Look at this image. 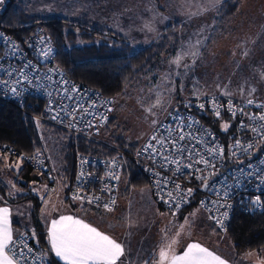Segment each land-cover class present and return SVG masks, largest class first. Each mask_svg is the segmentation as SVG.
I'll use <instances>...</instances> for the list:
<instances>
[{
    "label": "built area",
    "instance_id": "1",
    "mask_svg": "<svg viewBox=\"0 0 264 264\" xmlns=\"http://www.w3.org/2000/svg\"><path fill=\"white\" fill-rule=\"evenodd\" d=\"M49 49L50 54L43 57L41 51ZM56 53L55 42L39 26L20 38L0 28V80L9 81L7 86L0 84V100L17 105L36 126L48 125L74 137L98 140L99 132L113 109L112 99L95 87L71 79L57 62ZM29 62L31 65L24 67ZM33 68L38 71L34 72ZM5 71H10L13 75H5ZM21 71L33 78L30 84L26 81L16 83L21 79ZM46 75L52 79H45ZM64 81L67 83L62 84ZM74 86L78 89L77 92H71ZM12 87H16L18 91L13 93ZM61 88L69 89L73 99L69 100ZM248 100L221 95L184 98L173 102L146 140L133 149L110 145L112 154L108 155L76 151L72 181L66 190L67 199L86 206L111 207L122 173L128 162L134 161L145 171L151 194L163 209L178 213L194 201L207 212L215 229L226 230L236 211H257L264 205V139L250 130L254 122L249 119L250 115L264 113V109L257 107L264 105V99H251L254 102L252 105H248ZM77 103L84 105L88 111L86 113L81 109L74 114L76 118L72 119L68 113ZM62 108L65 110L62 111ZM177 114L184 118L185 124L195 121L192 128L186 131L190 130L202 139L203 142L196 144V147L205 158L215 164L214 173L203 164L189 169L184 166L186 162L179 165V170L177 165L169 164L165 171L159 158L152 156L151 150L143 151L150 137L154 133L159 135V124L174 126L175 121L171 116ZM210 120L217 121L219 128H211ZM241 122L245 127H241ZM225 125L228 126L227 129ZM237 140L240 141L239 146L236 145ZM217 146L223 148V155L209 156L208 149ZM0 153L17 155L28 166L41 170L49 181L56 182L55 174L42 149L23 154L18 153L11 145L0 143ZM196 168L202 171L197 172ZM201 175L209 177L208 187H205L203 179L197 178ZM162 178L168 181L166 185ZM176 184L180 185V189L175 187ZM189 188L193 189L191 194L187 193ZM224 193L227 195H223ZM74 196L84 199H74ZM257 197L259 203L255 202ZM89 199L93 202L89 203ZM14 238L17 239V248H23L27 257L21 264H49L40 258L39 249L26 231H19ZM25 244L27 248H24ZM28 248L32 251L28 252Z\"/></svg>",
    "mask_w": 264,
    "mask_h": 264
},
{
    "label": "rangeland",
    "instance_id": "2",
    "mask_svg": "<svg viewBox=\"0 0 264 264\" xmlns=\"http://www.w3.org/2000/svg\"><path fill=\"white\" fill-rule=\"evenodd\" d=\"M7 1L0 0V12ZM21 1L29 15L55 14L73 20L84 14L92 19L91 4L95 3L94 0ZM223 1L160 0L159 4L164 5L160 8L166 7L169 11V21L165 25L179 24L177 39L172 40L170 48L157 59L155 66L142 74L137 83L115 101L120 105L116 111L117 120L128 126V142H144L156 126L152 121L159 122L178 99L203 95L240 100L264 99V0H241L235 15L215 32L214 18ZM144 23L145 28L152 25L150 20ZM137 31L131 34L135 36ZM152 34L149 33L146 39L144 33L137 34L141 42L145 40L144 43L128 40L131 50L137 51L148 44L145 42L152 38ZM125 37L131 38L129 34ZM191 52H196V55H184ZM178 56L182 57L179 66L174 62ZM158 98L161 106L153 108ZM149 108L155 115L148 111ZM37 132L51 169L61 178L68 135L42 125H37ZM21 166L18 159L10 161L3 169L1 181L10 196L31 193L33 197L28 199V205L32 209L35 198L41 197L49 186L46 182L40 186V182L32 181L26 188L17 187L14 176ZM129 189L124 198H119L118 213L109 217L108 222L104 213L103 216L96 213L97 223L120 228L127 237L140 240L144 247L150 240L160 248L175 239V250L193 238L210 244L219 236L200 206L195 204L189 212L178 216L175 214L179 212L168 213L159 208L149 186ZM99 210L103 212V209ZM21 224L24 226L22 221ZM223 236L227 242L230 241L225 232ZM257 255L263 256L262 253Z\"/></svg>",
    "mask_w": 264,
    "mask_h": 264
},
{
    "label": "trees",
    "instance_id": "3",
    "mask_svg": "<svg viewBox=\"0 0 264 264\" xmlns=\"http://www.w3.org/2000/svg\"><path fill=\"white\" fill-rule=\"evenodd\" d=\"M240 2L241 0H224L221 3L214 18L215 32L235 15ZM178 25V23L167 25L156 40L137 51H132L131 45L122 35L89 20L86 16L73 20L55 14L29 15L21 0L6 2L0 12V28L12 36L20 38L27 36L35 27L39 26L55 42L56 58L62 70L74 81L97 88L104 95L110 97L113 102V109L99 132L98 140L74 137L59 128L44 125L55 131H63L68 135V142L63 154L62 182L64 186H68L72 181L76 151L108 155L112 154L110 145L125 149H133L138 145L137 142L126 140L128 126L117 120L116 111L120 105H116L115 101L128 88L137 83L142 74L150 71L155 66L157 59L170 48L172 40L177 39ZM217 124L215 120L209 121L211 128H219ZM0 143L11 145L18 153L23 154H31L37 149L43 150L37 126L32 119L14 103L1 100ZM15 159L20 160L22 165L14 176V183L17 187L26 188L32 181L52 183L41 170L28 166L17 155L0 153V194L8 201L22 202L33 197L31 193L10 197L6 186L1 181L4 175L3 169ZM145 185L149 186L145 171L136 162L129 161L127 168L122 173L118 190L127 191L129 188H140ZM194 205L193 201L181 211ZM36 208L37 197L32 213L35 221ZM224 231L232 240L236 250L260 249L264 246V205L257 211L247 213L236 211ZM31 241L37 248L46 247L43 235L38 231ZM49 264L59 263L50 258Z\"/></svg>",
    "mask_w": 264,
    "mask_h": 264
},
{
    "label": "snow or ice",
    "instance_id": "4",
    "mask_svg": "<svg viewBox=\"0 0 264 264\" xmlns=\"http://www.w3.org/2000/svg\"><path fill=\"white\" fill-rule=\"evenodd\" d=\"M51 50L41 51L43 57H47ZM191 54L196 55V52L184 53V55ZM181 56H178L174 61L177 66H179ZM29 64L24 67H29ZM34 72L38 69L33 68ZM54 71V70H50ZM5 75H13L10 71H5ZM45 79L51 80V76H45ZM33 78H30L27 73L21 71V79L16 81L17 84L32 82ZM54 82V81H53ZM67 83L66 81L62 82ZM0 84L7 86L9 81L0 80ZM11 91L16 93L18 89L12 87ZM64 95H67L69 100L73 99L70 94L69 89L61 88ZM78 89L74 86L71 92H77ZM255 91V89H253ZM248 105H252L253 100L249 99L247 101ZM161 106L160 99H157L156 104L152 107ZM202 108L203 105H200ZM229 107L231 110V102H229ZM258 108L264 109V105H257ZM83 109L87 113V108L84 105L77 103L75 108L72 109L68 114L75 119V113ZM65 110L64 108L61 109ZM148 111L152 113V108ZM242 111V110H241ZM155 115V113H152ZM217 115L219 112L217 111ZM235 115V112H233ZM56 117H53L55 119ZM171 119L175 121V125L159 124L157 128V134H153L150 137L149 143L145 146L143 151L147 152L151 150L152 156L154 158H159L160 165L165 171L168 170L169 164L177 165V170H179V165L184 163V166L189 169L193 168L195 165L203 164L204 167L211 168L213 173L215 171V164L212 160L205 158L196 147V144L202 143V139L198 134H194L192 131H186V129H191L195 121H190L189 123H184V118L178 114L171 116ZM249 119L253 121L251 131L264 139V113L260 115H250ZM153 125H157V121H152ZM227 129V125L224 126ZM241 127H245L243 122H241ZM198 131V130H197ZM206 132V130H205ZM155 141V143H153ZM188 141L189 143H185ZM236 145H240V141L237 140ZM251 147V145H249ZM209 156H222L223 148L215 147L208 149ZM197 172H201L200 168H196ZM118 179V177H114ZM198 179H203L205 181V187H208L207 180L208 176H198ZM165 185L167 180L162 178ZM175 187L180 189V185L176 184ZM193 189H187V193L191 194ZM171 195V194H169ZM217 195H221L217 193ZM223 195H227L224 193ZM74 199H84L83 197L74 196ZM98 199V198H97ZM93 202L89 199V203ZM114 202V201H113ZM256 203H259V197L256 198ZM203 204V202H201ZM215 203V202H213ZM107 207V205H106ZM179 204H177V208ZM10 210L7 207H0V264H21L22 260H26L25 252L23 248H17V239L13 236V230L10 226L9 219ZM187 222V218H186ZM183 226H181L182 228ZM34 235V233H33ZM179 235V233H177ZM48 239L51 245V251L54 252L55 256L64 261V264H117L120 257L124 254V249L121 243L117 242L115 239L111 238L109 235L99 231L96 227L86 223L84 220L75 218L71 215H61L56 219L51 221V225L48 229ZM176 240H172L161 247L159 251V258L157 264H227V261L222 259L220 256L216 255L214 252L210 251L208 248L201 246L199 243H190L182 254H177L173 248L176 244ZM27 248V245H24ZM28 252L32 249L28 248ZM150 264V262H146Z\"/></svg>",
    "mask_w": 264,
    "mask_h": 264
},
{
    "label": "crops",
    "instance_id": "5",
    "mask_svg": "<svg viewBox=\"0 0 264 264\" xmlns=\"http://www.w3.org/2000/svg\"><path fill=\"white\" fill-rule=\"evenodd\" d=\"M94 1L95 3L91 4L93 6L90 12L92 19H90V17L85 14L82 15V17L86 16L89 18V20L99 23L106 28H110L113 32L122 35L127 41L130 40L141 42L137 36L138 33H144L146 35L144 39H146L147 35L153 32L152 38L146 40L145 42L150 43L156 40L161 34L162 30L168 25L165 24L168 23L167 21H169V11L166 7L163 9L160 8L163 5L159 4L160 0ZM101 2L103 3L100 4ZM147 20H150L152 22V25H148V27L145 28L144 22H146ZM134 30H138L135 33V36L131 34ZM125 34H129L131 38H126ZM144 41H142L141 43H144ZM45 182L46 181L42 183L40 182V186H42V184ZM46 183H48L49 187L45 189V192H43L41 197H37L36 221L33 219V208L29 209L28 204H30V202H28V200L22 202H11L0 195V207H7L10 210L9 219L10 226L13 230V236H15L19 231L22 230L26 231L27 234H29L30 238L35 237L37 231L43 235L46 247L38 249L40 258L44 262L49 263L50 258H53L59 264H64V261L56 257L54 252L51 251V245L48 239V229L53 219H56L61 215H71L75 218L84 220L86 223L92 225L93 227H96L99 231L105 233L106 235H109L111 238L121 243L124 249V254L120 257V260L117 262V264H146V262H150V264H157L159 251L163 246L159 248L156 242L154 243L152 240L148 239L150 241L148 243L146 242V247H144L140 240L134 239L132 237H127L125 232L120 228L112 226V224H110L111 226L109 225V227L103 226L101 222L97 223L94 218L96 213L102 216L104 213L105 218L108 222L109 217H112L113 215H116L118 213L117 209L119 198H124L123 196L127 194L130 189H128L127 191H124V189L118 190L115 201L111 207H99L103 209L102 212L99 210V208H93L97 206H86L68 200L66 192L67 186H64L62 182V176L61 178L56 176V182L54 184H50L49 182ZM192 207L186 208L184 211H181L180 213L175 215L183 216L186 212H189ZM159 208L161 207L159 206ZM161 209L162 211H166L169 213V211L163 208ZM206 215L209 216L207 212ZM21 221L24 226H22ZM211 227L219 235L216 241L209 244L205 241L200 240L199 238H193L187 241L178 249H175V252L177 254H182L183 251L187 248L188 244L199 243L201 246L208 248L210 251L226 260L227 264H260L261 262H263L264 264V260L261 261V259H264V246L257 250L238 251L236 250L232 240L227 234L226 235L228 236L230 241H226L225 237L223 236V232L225 231H218L217 229H215L212 223ZM166 238H168V236H166ZM259 253H262L263 256L259 257L257 255Z\"/></svg>",
    "mask_w": 264,
    "mask_h": 264
}]
</instances>
